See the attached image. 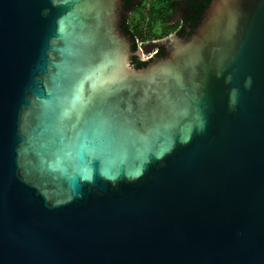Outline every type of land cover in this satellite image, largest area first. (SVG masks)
Instances as JSON below:
<instances>
[{"label": "water", "instance_id": "95a60500", "mask_svg": "<svg viewBox=\"0 0 264 264\" xmlns=\"http://www.w3.org/2000/svg\"><path fill=\"white\" fill-rule=\"evenodd\" d=\"M124 3L0 0V264H264V0Z\"/></svg>", "mask_w": 264, "mask_h": 264}, {"label": "trees", "instance_id": "16d2710c", "mask_svg": "<svg viewBox=\"0 0 264 264\" xmlns=\"http://www.w3.org/2000/svg\"><path fill=\"white\" fill-rule=\"evenodd\" d=\"M212 0H149L145 11L139 19L129 22L125 17L122 19L121 27L123 31L131 36L133 50L140 49L138 40H145L146 35L151 36L157 29H165L166 35L175 32L178 36L188 37L199 25L205 10ZM135 0H125L124 9H129ZM178 11L181 15V22L175 26H170V17ZM190 29L188 32L187 29ZM155 56H164L165 47L158 45L155 49ZM151 60V59H150ZM150 60H142L139 56L133 57V66L142 68Z\"/></svg>", "mask_w": 264, "mask_h": 264}, {"label": "rangeland", "instance_id": "374dc122", "mask_svg": "<svg viewBox=\"0 0 264 264\" xmlns=\"http://www.w3.org/2000/svg\"><path fill=\"white\" fill-rule=\"evenodd\" d=\"M149 0H139L138 4H135L132 9L129 11V13L127 14L126 19L130 22L135 21L136 19H139L141 14L143 13V11H145V6H147ZM179 22H181V15L178 11L174 12L172 14V16L170 17V21L169 24L170 26H175L176 24H178ZM166 30L165 29H157L155 32L151 33V36L148 37V35H146V39L145 40H138V44L140 46V51L142 54V58L144 60H146L147 58L151 57L154 54L155 49L157 48V46L152 47L150 50L145 51L143 49V45H145L146 43H152V42H157L160 40H163L165 38L170 37L172 34H174L175 32H172L168 35H166Z\"/></svg>", "mask_w": 264, "mask_h": 264}, {"label": "flooded vegetation", "instance_id": "af4514ba", "mask_svg": "<svg viewBox=\"0 0 264 264\" xmlns=\"http://www.w3.org/2000/svg\"><path fill=\"white\" fill-rule=\"evenodd\" d=\"M187 31L189 32V31H190V29L188 28V29H187ZM177 36H178V35H177ZM179 37H181V36H179ZM165 51H166V48H165ZM154 57H155V56H154Z\"/></svg>", "mask_w": 264, "mask_h": 264}, {"label": "built area", "instance_id": "2783aa9c", "mask_svg": "<svg viewBox=\"0 0 264 264\" xmlns=\"http://www.w3.org/2000/svg\"><path fill=\"white\" fill-rule=\"evenodd\" d=\"M156 53V50L154 51V54ZM150 58V57H149ZM149 58H147V59H149Z\"/></svg>", "mask_w": 264, "mask_h": 264}]
</instances>
